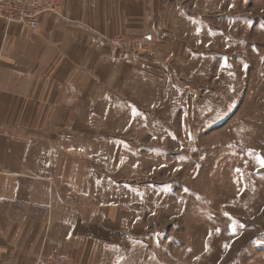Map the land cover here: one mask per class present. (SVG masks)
I'll use <instances>...</instances> for the list:
<instances>
[{"label": "rangeland", "instance_id": "374dc122", "mask_svg": "<svg viewBox=\"0 0 264 264\" xmlns=\"http://www.w3.org/2000/svg\"><path fill=\"white\" fill-rule=\"evenodd\" d=\"M150 2L109 0L123 21L85 25L124 61L85 70L107 88L89 100L96 197L64 199L97 204L100 253L33 264H264V0Z\"/></svg>", "mask_w": 264, "mask_h": 264}, {"label": "crops", "instance_id": "0c3cea01", "mask_svg": "<svg viewBox=\"0 0 264 264\" xmlns=\"http://www.w3.org/2000/svg\"><path fill=\"white\" fill-rule=\"evenodd\" d=\"M108 2L61 0V16L42 14L35 30L0 18V264H33L39 253L87 263L100 253L97 204L78 212L64 199L96 197L89 100L107 88L85 70L124 61L85 25L108 31L112 17L123 21ZM162 14L169 12L144 11L150 41L159 32L152 18ZM70 150L84 157L71 160L75 180L67 179Z\"/></svg>", "mask_w": 264, "mask_h": 264}, {"label": "built area", "instance_id": "2783aa9c", "mask_svg": "<svg viewBox=\"0 0 264 264\" xmlns=\"http://www.w3.org/2000/svg\"><path fill=\"white\" fill-rule=\"evenodd\" d=\"M61 0H0V18L7 24L18 23L29 30L38 27L39 18L44 13L60 15ZM57 262H65L68 257L54 258ZM35 264H51L45 259H37Z\"/></svg>", "mask_w": 264, "mask_h": 264}, {"label": "snow or ice", "instance_id": "6c2138e0", "mask_svg": "<svg viewBox=\"0 0 264 264\" xmlns=\"http://www.w3.org/2000/svg\"><path fill=\"white\" fill-rule=\"evenodd\" d=\"M261 165L264 167V158L261 159Z\"/></svg>", "mask_w": 264, "mask_h": 264}]
</instances>
